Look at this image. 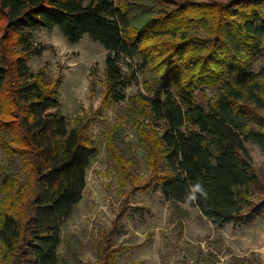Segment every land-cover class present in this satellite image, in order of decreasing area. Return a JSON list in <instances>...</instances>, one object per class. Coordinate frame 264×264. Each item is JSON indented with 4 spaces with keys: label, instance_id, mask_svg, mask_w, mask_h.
Wrapping results in <instances>:
<instances>
[{
    "label": "trees",
    "instance_id": "16d2710c",
    "mask_svg": "<svg viewBox=\"0 0 264 264\" xmlns=\"http://www.w3.org/2000/svg\"><path fill=\"white\" fill-rule=\"evenodd\" d=\"M0 20L8 41L0 43V146L23 158L28 180L1 199L8 200L0 207L7 264L59 263L61 226L81 199L85 171L98 152L67 128L60 79L45 83L30 71L29 58L42 52L32 42L41 29L57 27L70 43L88 35L106 49L105 103L126 98L130 77L121 56L141 57L150 94L131 98L128 117L142 127L138 136L150 153L144 189L195 206L216 227L264 215V201H248L259 177L243 144L264 153L257 112L264 108L258 84L264 65L259 73L249 67L250 59L264 58V0H0ZM206 88L216 92L202 106L196 93ZM138 116L160 133L146 132ZM114 159L124 165L117 153ZM17 180L3 176V192ZM197 184L204 194L189 200Z\"/></svg>",
    "mask_w": 264,
    "mask_h": 264
},
{
    "label": "rangeland",
    "instance_id": "374dc122",
    "mask_svg": "<svg viewBox=\"0 0 264 264\" xmlns=\"http://www.w3.org/2000/svg\"><path fill=\"white\" fill-rule=\"evenodd\" d=\"M3 25L0 20V43H8ZM32 42L42 52L29 58L30 71L40 72L45 83L60 79L58 100L67 128L78 130L98 151L85 171L81 199L61 226L58 264H264V215L251 224L216 227L195 206L166 200L152 186L143 188L152 174L150 153L138 136L142 127L128 117L131 98L149 95L147 84H152L140 56H121V69L130 77L126 98L105 103L107 51L100 43L88 35L70 43L57 27L37 31ZM263 65L264 58L249 61L257 73ZM258 84L264 87V73ZM215 92H197L198 103L206 106ZM257 112L264 121V108ZM138 117L147 125L146 132L160 133L149 119ZM243 144L259 177L248 197L256 205L264 201V153L249 141ZM116 153L123 166H117ZM22 159L0 146V207L7 206L8 200L1 199L11 188L28 182ZM10 174L18 180L14 185L10 181L9 191L3 192L2 178ZM6 261L0 244V264Z\"/></svg>",
    "mask_w": 264,
    "mask_h": 264
},
{
    "label": "clouds",
    "instance_id": "9594fccd",
    "mask_svg": "<svg viewBox=\"0 0 264 264\" xmlns=\"http://www.w3.org/2000/svg\"><path fill=\"white\" fill-rule=\"evenodd\" d=\"M201 193L203 195V190L199 184L195 185L192 187L190 195L188 197L189 200H195L196 199V194Z\"/></svg>",
    "mask_w": 264,
    "mask_h": 264
}]
</instances>
